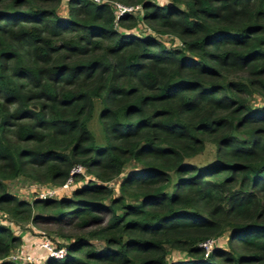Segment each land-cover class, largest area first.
Here are the masks:
<instances>
[{"label":"trees","instance_id":"1","mask_svg":"<svg viewBox=\"0 0 264 264\" xmlns=\"http://www.w3.org/2000/svg\"><path fill=\"white\" fill-rule=\"evenodd\" d=\"M0 212V264L41 221L45 264H264V0H0Z\"/></svg>","mask_w":264,"mask_h":264},{"label":"rangeland","instance_id":"2","mask_svg":"<svg viewBox=\"0 0 264 264\" xmlns=\"http://www.w3.org/2000/svg\"><path fill=\"white\" fill-rule=\"evenodd\" d=\"M158 1V0H155ZM135 9V15H139L140 13V9H138V7H134ZM65 7L63 9V11L65 12ZM140 29H142V31L144 30L145 32H149V27L145 24H142V26H139ZM172 37H166V40H171ZM96 114L94 115V118L91 121L90 127L92 129V131L94 132L95 136L97 138H100V131H99V125L98 122L96 120ZM132 167L131 166H127L123 173L125 174L126 172H128V170ZM83 172V170H82ZM84 173V172H83ZM124 174H121L120 176H118L117 178H115L113 181L110 182V184L114 187L117 186L118 181L123 177ZM87 174L84 173L83 176H86ZM4 185L6 187V190L8 192H10L13 196L19 198V199H23L26 201H31L32 199H34L35 197H40L41 194L48 192L49 190H54L55 188H58L59 186H54V185H49V184H40V183H35L31 180H27L23 177H18L16 179L13 180H6L4 181ZM75 185V181L72 179V183L71 185L65 189L64 191H61V194H65V195H71V190L72 187ZM55 191V190H54ZM60 192H57L54 194V192L52 193L53 196L49 195L45 197H51V198H56L58 197V194ZM106 215V214H105ZM106 217V216H105ZM0 221H4V222H9L8 217L0 212ZM61 230L62 233H67V234H78L81 233L74 225H58L56 222L54 223H48L46 221H41L39 222L38 225H33L31 223H24L22 224V226H16L15 228V234H21L23 233V238H24V244H22L21 246H19L17 249H15L11 254L13 256H17L19 258H21V256H23L25 258V256L27 255H40V250H38L37 247V243L35 241V239H39L41 236H46L48 238H50L51 240H53L54 243H58V244H64L66 245L67 243V238H62L61 236L58 237V231ZM35 241V242H34ZM32 242V243H29ZM96 247H100L102 244L100 242H94ZM44 256V255H43ZM10 260H13L14 262H16L17 264L21 263V260L18 259H14L13 258H9ZM44 258V257H43Z\"/></svg>","mask_w":264,"mask_h":264},{"label":"built area","instance_id":"3","mask_svg":"<svg viewBox=\"0 0 264 264\" xmlns=\"http://www.w3.org/2000/svg\"><path fill=\"white\" fill-rule=\"evenodd\" d=\"M93 2H107V0H92ZM114 7H115V13L118 15H120L121 13L127 12V11H131L133 10V7H126L120 3L117 2H113ZM82 168L81 167H77L76 169H74L72 171L73 173L76 172H82ZM72 183V177L69 178L64 184H62L61 186H59L58 188H55L54 190H49L46 193H42L40 197H45L46 196H53V192L54 194L57 192H61L64 191L65 189H67ZM37 243V247L38 250H40V255L34 256V255H27L25 256V258L23 256H21V258L17 257V256H13L12 254L9 256V258H15V259H20L21 262H34L36 264H45V260L47 258H53V259H62L65 255H66V249L64 247H58L56 246L48 237L46 236H41ZM207 244H205L206 246ZM209 245V243H208ZM44 255V256H43ZM44 257V258H43ZM13 258V259H14Z\"/></svg>","mask_w":264,"mask_h":264},{"label":"crops","instance_id":"4","mask_svg":"<svg viewBox=\"0 0 264 264\" xmlns=\"http://www.w3.org/2000/svg\"><path fill=\"white\" fill-rule=\"evenodd\" d=\"M22 236H23V235H22ZM24 241H25V240H24V238H23V244H24ZM35 241H36V239H35ZM29 243H32V242H29Z\"/></svg>","mask_w":264,"mask_h":264},{"label":"water","instance_id":"5","mask_svg":"<svg viewBox=\"0 0 264 264\" xmlns=\"http://www.w3.org/2000/svg\"><path fill=\"white\" fill-rule=\"evenodd\" d=\"M21 236L23 235V233L20 234Z\"/></svg>","mask_w":264,"mask_h":264}]
</instances>
